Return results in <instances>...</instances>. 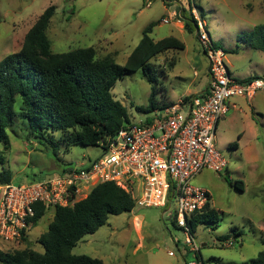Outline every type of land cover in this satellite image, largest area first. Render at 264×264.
Listing matches in <instances>:
<instances>
[{
	"label": "rangeland",
	"instance_id": "1",
	"mask_svg": "<svg viewBox=\"0 0 264 264\" xmlns=\"http://www.w3.org/2000/svg\"><path fill=\"white\" fill-rule=\"evenodd\" d=\"M190 6L200 16L203 10L201 17L214 43L225 51L224 62L233 76H264V53L246 42L247 35L264 24V0H0V61L21 50L25 36L49 7L55 8L47 29L54 53L92 47L98 59L111 57L119 65H125L144 29L158 23L151 37L158 41L174 35L182 39L185 50L157 56L150 62L152 71L139 70L128 75L118 80L112 90L114 99L126 107L130 122L139 123L152 116L138 108L147 107L154 87L160 88L152 78L160 79L163 73L159 69L165 60H176L171 83L165 84L170 97H178L194 79L200 82L199 87L207 83L208 63L195 34L181 36L172 32V24L163 23L172 12L177 16L171 22L179 20V8L189 10ZM179 72L185 79L175 77ZM231 101H236L238 108L221 120L215 139L217 150L228 162V170L223 174L204 171L193 182L211 192V207L220 217L217 229L204 224L194 233L197 255L203 264H245L264 252V93L251 101L238 97ZM20 104L21 98L17 97L16 111ZM7 133L10 147L0 141V173L10 174L14 184L42 179L68 165L90 164L103 154L100 146L67 147L60 142L61 161L57 162L48 145L29 137L19 117ZM234 142L239 143L236 150L230 147ZM228 180H242L245 191H237ZM164 212L165 209L136 206L130 213L109 216L107 224L79 241L72 254L100 259L105 264L196 262L195 252L185 245L183 231L173 225L174 216L170 218ZM53 218L54 211H47L27 233L25 241L7 242L0 238V251L29 248L44 253L38 239L48 231ZM233 230L242 236L232 235L235 244L226 247L220 238Z\"/></svg>",
	"mask_w": 264,
	"mask_h": 264
},
{
	"label": "trees",
	"instance_id": "2",
	"mask_svg": "<svg viewBox=\"0 0 264 264\" xmlns=\"http://www.w3.org/2000/svg\"><path fill=\"white\" fill-rule=\"evenodd\" d=\"M54 11V7H49L25 36L21 50L0 61V141L6 148L10 147L7 130L19 117L29 137L48 145L59 162L60 142L67 147H97L131 125L126 107L112 95L117 81L139 70L152 71V59L171 50L182 51L185 44L174 37L155 41L151 34L158 23H152L144 29L125 65L117 64L111 57L98 59L92 47L57 54L52 51L47 35ZM201 16L204 17L203 10ZM179 17L185 29L197 37L198 26L191 6L189 10L180 7ZM246 42L252 49L264 53V24L256 26L247 35ZM152 79L159 85L157 77ZM159 91L154 87L149 105L138 108L139 111L152 113L166 108L158 104ZM17 97L21 98L19 111L15 110ZM56 135L61 137L56 138ZM241 138L240 135L239 140ZM230 147L236 150L239 143L234 142ZM8 183H12L11 175L0 173V184ZM228 183L241 193L245 191L242 180H228ZM135 207L131 196L115 183L100 184L75 206L54 210L48 231L38 239L44 253L29 248L0 251V264H105L86 255H73L72 250L86 235L96 233L107 224L109 216L130 213ZM46 213L45 208L38 206L34 224L37 225ZM219 222V212L208 203L203 211L192 216L190 226L195 233L204 224H212L217 229ZM173 225L177 227L176 219ZM236 231L220 240H229L232 235L242 236ZM249 263L264 264V252Z\"/></svg>",
	"mask_w": 264,
	"mask_h": 264
},
{
	"label": "built area",
	"instance_id": "3",
	"mask_svg": "<svg viewBox=\"0 0 264 264\" xmlns=\"http://www.w3.org/2000/svg\"><path fill=\"white\" fill-rule=\"evenodd\" d=\"M192 15L198 43L209 63L208 92L156 109L149 119L123 128L100 143L103 154L90 164L68 165L26 184H0L2 240L27 237L35 226L38 206L46 211L73 207L96 186L113 182L131 196L135 206L165 209L164 214L174 216L185 245L197 259L199 248L190 220L211 203L212 195L193 182L204 171L223 174L228 170V162L215 145L219 123L235 108L230 105L232 98L251 101L264 93V76L247 81L233 77L224 62L225 51L212 40L205 20L197 9H192ZM176 16L172 13L163 23L169 24ZM234 244L231 239L223 241L226 247ZM189 264H203V260Z\"/></svg>",
	"mask_w": 264,
	"mask_h": 264
},
{
	"label": "crops",
	"instance_id": "4",
	"mask_svg": "<svg viewBox=\"0 0 264 264\" xmlns=\"http://www.w3.org/2000/svg\"><path fill=\"white\" fill-rule=\"evenodd\" d=\"M172 13H176V12H172ZM169 24H172V32L173 33L180 34L181 36H184L185 33H190V32H188L185 29L184 22L181 21L180 19L177 20V21H175V22H170ZM193 34H195V33H193ZM195 36H196V34H195ZM170 37H174V38H176V39H178L180 41L182 40L179 37H176L174 35H172ZM184 50H182V51H184ZM171 51H178V50H171ZM168 52H170V51H168ZM203 54H204V52H203ZM205 59H206V57H205ZM206 61H207V59H206ZM207 63H208V61H207ZM175 65H176V60L175 59L165 60V62L163 63V66H161L160 69H159L163 73L160 76V79L158 80L159 81V85H160V88L159 89L161 91V93L159 91V93L161 95V97H160L161 99L157 98V100L159 102L158 104H159L160 107H162V106L168 107V106H171L173 104H176V103H178L179 101H182V100L189 101L190 99L194 98L197 95H202V94L207 93L208 90H209V85H210V82H211V77L209 75V63H208L207 83L205 85H201L199 87V83L200 82L198 80L194 79V80H192L189 83V85L186 88L182 89V93L178 97H176V98L170 97V90L166 87L165 84H167L168 82L171 83V80H172V78H171V72L175 71ZM196 75L198 76V73ZM175 77L177 79H179V80L185 79L184 78V75L182 74V72H179V75L178 76H175ZM233 77H235V76H233ZM252 77H260V76L256 75V76H251V77H247V78H243V79H239L237 77H235V78L238 79V80H240V81H245V80H248L249 78H252ZM232 104H235L236 106H235V108L232 107L231 110H234V109H237L238 108V105H237L236 101L235 102H232L231 101V104L230 105H232ZM253 109L254 110H257L254 104H253ZM231 110H230V112H231ZM229 113H228V115H229Z\"/></svg>",
	"mask_w": 264,
	"mask_h": 264
}]
</instances>
